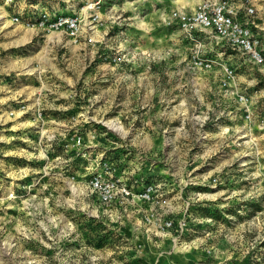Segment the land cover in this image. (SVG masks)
Returning <instances> with one entry per match:
<instances>
[{"label": "rangeland", "instance_id": "374dc122", "mask_svg": "<svg viewBox=\"0 0 264 264\" xmlns=\"http://www.w3.org/2000/svg\"><path fill=\"white\" fill-rule=\"evenodd\" d=\"M91 1L0 0V264H264V72L166 24L202 0H105L76 39L37 25ZM105 157L132 192L111 210Z\"/></svg>", "mask_w": 264, "mask_h": 264}, {"label": "built area", "instance_id": "2783aa9c", "mask_svg": "<svg viewBox=\"0 0 264 264\" xmlns=\"http://www.w3.org/2000/svg\"><path fill=\"white\" fill-rule=\"evenodd\" d=\"M56 1L69 3L71 0ZM103 1L94 0L86 5L83 9L86 18L76 12H54L50 18L43 16L39 19L37 25L76 39L84 32V27L92 32L100 23L99 11ZM167 20L166 24L176 23L186 38L193 40L196 37H207L214 45L233 51L264 72V27H260L256 19V10L251 0H244L240 4L232 0H202L190 11H171ZM211 63V60L198 58L200 66L211 68ZM224 71L230 79L232 71L228 68ZM99 165V172L89 180V188L94 201L100 207L111 210L129 199L132 195L131 187L117 178L113 159L105 157ZM150 191L151 187H146L139 198L148 199ZM164 222L166 227L171 225L170 221Z\"/></svg>", "mask_w": 264, "mask_h": 264}, {"label": "bare ground", "instance_id": "6f19581e", "mask_svg": "<svg viewBox=\"0 0 264 264\" xmlns=\"http://www.w3.org/2000/svg\"><path fill=\"white\" fill-rule=\"evenodd\" d=\"M5 14H6L5 11L3 9H0V20H3L2 22H6V21H4V19L6 17ZM107 125L111 126L115 130H120V127L119 126H116V124H113L112 122H107Z\"/></svg>", "mask_w": 264, "mask_h": 264}, {"label": "crops", "instance_id": "0c3cea01", "mask_svg": "<svg viewBox=\"0 0 264 264\" xmlns=\"http://www.w3.org/2000/svg\"><path fill=\"white\" fill-rule=\"evenodd\" d=\"M262 25H264V24H262Z\"/></svg>", "mask_w": 264, "mask_h": 264}]
</instances>
